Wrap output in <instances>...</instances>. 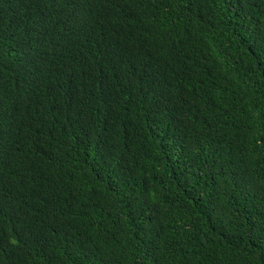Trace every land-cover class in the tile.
<instances>
[{"label": "trees", "instance_id": "trees-1", "mask_svg": "<svg viewBox=\"0 0 264 264\" xmlns=\"http://www.w3.org/2000/svg\"><path fill=\"white\" fill-rule=\"evenodd\" d=\"M0 264H264V0H0Z\"/></svg>", "mask_w": 264, "mask_h": 264}]
</instances>
